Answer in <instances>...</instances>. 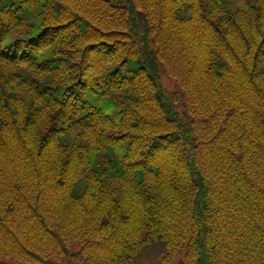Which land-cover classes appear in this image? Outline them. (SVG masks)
Returning a JSON list of instances; mask_svg holds the SVG:
<instances>
[{
    "label": "trees",
    "instance_id": "16d2710c",
    "mask_svg": "<svg viewBox=\"0 0 264 264\" xmlns=\"http://www.w3.org/2000/svg\"><path fill=\"white\" fill-rule=\"evenodd\" d=\"M0 264H264V0H0Z\"/></svg>",
    "mask_w": 264,
    "mask_h": 264
}]
</instances>
